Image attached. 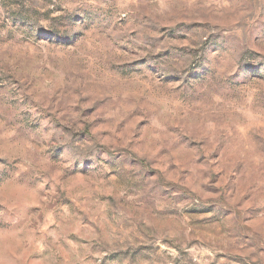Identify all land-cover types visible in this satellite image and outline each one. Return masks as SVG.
I'll return each instance as SVG.
<instances>
[{"label": "rangeland", "instance_id": "obj_1", "mask_svg": "<svg viewBox=\"0 0 264 264\" xmlns=\"http://www.w3.org/2000/svg\"><path fill=\"white\" fill-rule=\"evenodd\" d=\"M0 264H264V0H0Z\"/></svg>", "mask_w": 264, "mask_h": 264}]
</instances>
